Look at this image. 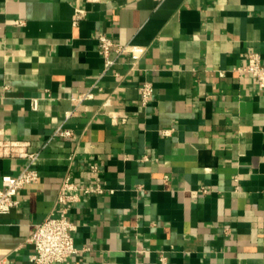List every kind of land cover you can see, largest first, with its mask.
I'll return each mask as SVG.
<instances>
[{
    "label": "crops",
    "instance_id": "obj_1",
    "mask_svg": "<svg viewBox=\"0 0 264 264\" xmlns=\"http://www.w3.org/2000/svg\"><path fill=\"white\" fill-rule=\"evenodd\" d=\"M99 35L144 52L106 68ZM246 53L264 63V0H0V141L25 142L38 173L0 216V264H32L27 237L64 210L78 252L53 264H264ZM24 166L0 148V177Z\"/></svg>",
    "mask_w": 264,
    "mask_h": 264
},
{
    "label": "built area",
    "instance_id": "obj_2",
    "mask_svg": "<svg viewBox=\"0 0 264 264\" xmlns=\"http://www.w3.org/2000/svg\"><path fill=\"white\" fill-rule=\"evenodd\" d=\"M81 17L82 11L76 10V20ZM97 41L98 51L105 60L106 68L112 65V62L107 59L112 49L118 55L122 53L129 54L132 65L144 52V49L141 47L115 44L104 35H99ZM243 58L245 63L240 70L250 75L260 89H264V63H262L260 55L258 53H246ZM139 94L142 102L145 103L153 94L152 84L148 82L143 83L139 87ZM91 98L92 93L87 91L71 100L76 104H81ZM162 133L167 135L168 131H163ZM53 136L66 139L72 136V132L56 129ZM26 146L25 142L13 141L7 138L0 141V148L6 155L25 160V166L17 174H4L0 177V216L6 215L16 208L19 203V192L26 185L35 183L38 180V173L32 167L37 154L29 153ZM91 169L95 172L97 168L93 166ZM64 189H71V185L66 183L63 187ZM94 190L99 191L98 188ZM71 198L61 192L58 200L60 203L65 204ZM70 228L71 225L67 220L65 210L58 216L48 215L43 221L36 224L33 231L27 237V243L32 248V254L30 255L31 263L53 264L74 256L78 250L74 245L73 238L70 236Z\"/></svg>",
    "mask_w": 264,
    "mask_h": 264
}]
</instances>
